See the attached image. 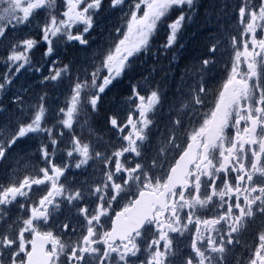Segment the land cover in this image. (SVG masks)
<instances>
[{"label": "snow or ice", "instance_id": "1", "mask_svg": "<svg viewBox=\"0 0 264 264\" xmlns=\"http://www.w3.org/2000/svg\"><path fill=\"white\" fill-rule=\"evenodd\" d=\"M212 9L0 0V264H264V0ZM161 30L179 77L106 108Z\"/></svg>", "mask_w": 264, "mask_h": 264}, {"label": "trees", "instance_id": "2", "mask_svg": "<svg viewBox=\"0 0 264 264\" xmlns=\"http://www.w3.org/2000/svg\"><path fill=\"white\" fill-rule=\"evenodd\" d=\"M207 1L208 0H206V3ZM209 1H211L214 4H219L217 0H209ZM206 24H208V21L206 20V14H205L204 16L199 18L196 21V23H194L193 25H191V27H189L188 32H195L196 30H201L202 27ZM202 39L203 37L201 39L200 38L193 39L192 36L184 37L187 46L185 49L179 52V56L181 57L190 56L197 49ZM158 42L159 44L156 45V42L154 41L152 45L146 49V51H149L151 55H152V51L157 50L158 52L157 57H154L152 55L150 59L146 60L145 62H143L141 58L136 59L133 62V66L130 70L128 78L123 81L126 82V86L124 90L120 92L119 86H117L114 89H112L108 95L105 96L104 106L106 108H109L108 105L110 103L114 105V102L111 101V98H109L111 94L118 93L122 95L130 91V84L128 83L129 79L134 81L140 77H149L154 81H159L163 85V84L174 83L175 79L179 77L183 67V60H181L180 63L173 62L171 51L168 52V55H164V52L166 51V49L162 47V45L165 43L164 34L160 36Z\"/></svg>", "mask_w": 264, "mask_h": 264}, {"label": "rangeland", "instance_id": "3", "mask_svg": "<svg viewBox=\"0 0 264 264\" xmlns=\"http://www.w3.org/2000/svg\"><path fill=\"white\" fill-rule=\"evenodd\" d=\"M100 26L101 27H104L106 24L108 23H113L115 22V16L114 14L112 13L111 10H109L108 14L107 15H104L102 14L101 17H100Z\"/></svg>", "mask_w": 264, "mask_h": 264}, {"label": "bare ground", "instance_id": "4", "mask_svg": "<svg viewBox=\"0 0 264 264\" xmlns=\"http://www.w3.org/2000/svg\"><path fill=\"white\" fill-rule=\"evenodd\" d=\"M207 5H208V4H207ZM208 7H209V10H213L212 7H211L210 5H208ZM206 15H207V14H206ZM193 33H196V35L193 36V35H192ZM189 36H192L193 39H196V38H200V39H201V38L203 37V32H202L201 30H196L195 32H188V31H187V32L185 33V36H184V37H189ZM163 41H164V39H163ZM163 41H162V42H163ZM110 104H111V103H110ZM110 104L108 105L109 108H111V107L113 106L112 104H111V105H110Z\"/></svg>", "mask_w": 264, "mask_h": 264}, {"label": "water", "instance_id": "5", "mask_svg": "<svg viewBox=\"0 0 264 264\" xmlns=\"http://www.w3.org/2000/svg\"><path fill=\"white\" fill-rule=\"evenodd\" d=\"M40 259V257H38V260Z\"/></svg>", "mask_w": 264, "mask_h": 264}, {"label": "clouds", "instance_id": "6", "mask_svg": "<svg viewBox=\"0 0 264 264\" xmlns=\"http://www.w3.org/2000/svg\"><path fill=\"white\" fill-rule=\"evenodd\" d=\"M131 70V69H130Z\"/></svg>", "mask_w": 264, "mask_h": 264}]
</instances>
